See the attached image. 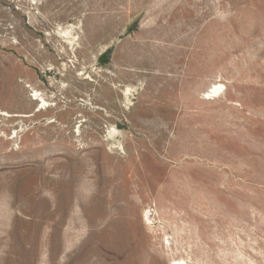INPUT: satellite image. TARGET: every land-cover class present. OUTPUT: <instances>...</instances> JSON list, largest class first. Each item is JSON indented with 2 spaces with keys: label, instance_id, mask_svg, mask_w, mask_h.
I'll use <instances>...</instances> for the list:
<instances>
[{
  "label": "rangeland",
  "instance_id": "rangeland-1",
  "mask_svg": "<svg viewBox=\"0 0 264 264\" xmlns=\"http://www.w3.org/2000/svg\"><path fill=\"white\" fill-rule=\"evenodd\" d=\"M174 262L264 264V0H0V264Z\"/></svg>",
  "mask_w": 264,
  "mask_h": 264
},
{
  "label": "bare ground",
  "instance_id": "bare-ground-1",
  "mask_svg": "<svg viewBox=\"0 0 264 264\" xmlns=\"http://www.w3.org/2000/svg\"><path fill=\"white\" fill-rule=\"evenodd\" d=\"M220 88H221V85H214V87L212 88V93H217L219 90H220ZM210 91V90H209ZM210 93V92H209ZM208 94V93H207ZM213 95V94H212ZM41 100V99H40ZM47 105H45V107H46ZM41 107V106H40ZM43 107V106H42ZM40 111V110H39ZM14 135H12V137H13ZM145 216V215H144ZM174 264H177L176 262H174ZM182 264H184V263H182Z\"/></svg>",
  "mask_w": 264,
  "mask_h": 264
}]
</instances>
